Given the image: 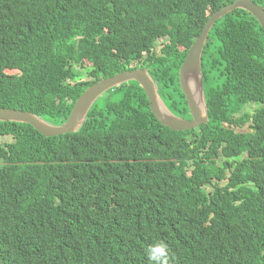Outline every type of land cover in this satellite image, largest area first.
Masks as SVG:
<instances>
[{
	"label": "trees",
	"instance_id": "obj_1",
	"mask_svg": "<svg viewBox=\"0 0 264 264\" xmlns=\"http://www.w3.org/2000/svg\"><path fill=\"white\" fill-rule=\"evenodd\" d=\"M233 1L0 0V107L62 124L87 87L145 67L190 118L179 68ZM201 66L209 120L193 129L158 122L132 80L75 132L0 121V264H154L158 244L161 264H264L263 27L225 14Z\"/></svg>",
	"mask_w": 264,
	"mask_h": 264
},
{
	"label": "water",
	"instance_id": "obj_2",
	"mask_svg": "<svg viewBox=\"0 0 264 264\" xmlns=\"http://www.w3.org/2000/svg\"><path fill=\"white\" fill-rule=\"evenodd\" d=\"M236 8L249 10L264 28V9L252 0H235L209 15L200 34L189 47L188 53L179 68V85L185 96L190 118L173 113L158 93L157 84L147 68L138 67L117 72L87 87L74 102L68 118L62 124L50 123L41 116L29 111L3 107H0V121L28 123L45 136H60L75 132L82 126L90 108L100 96L110 89L132 80L138 82L143 88L151 112L163 126L181 131L206 124L209 118L201 66L203 49L214 23Z\"/></svg>",
	"mask_w": 264,
	"mask_h": 264
},
{
	"label": "rangeland",
	"instance_id": "obj_3",
	"mask_svg": "<svg viewBox=\"0 0 264 264\" xmlns=\"http://www.w3.org/2000/svg\"><path fill=\"white\" fill-rule=\"evenodd\" d=\"M163 14L165 13V11L162 12ZM163 45V42L161 39H158L157 42H156V47H155V50H159ZM186 46V42H183V43H180L178 45L179 49H183L185 48ZM86 64H90V63H86ZM79 68V67H78ZM85 67L83 69L80 68V70L84 71ZM109 91H107L106 93H104L102 96H100L99 98H102V97H105L107 94H108ZM256 108V105H253V106H245L243 108V111H254ZM236 131H245V132H250L251 129L249 127V123H246L245 125H243L242 127H239V128H236L235 129ZM10 140V137L9 136H0V142L3 143L5 141H8Z\"/></svg>",
	"mask_w": 264,
	"mask_h": 264
},
{
	"label": "clouds",
	"instance_id": "obj_4",
	"mask_svg": "<svg viewBox=\"0 0 264 264\" xmlns=\"http://www.w3.org/2000/svg\"><path fill=\"white\" fill-rule=\"evenodd\" d=\"M235 1V0H234ZM233 1V2H234ZM253 1V0H252ZM254 2V1H253ZM232 3V2H231ZM256 3V2H255ZM258 4V3H257ZM261 6V5H260ZM263 7V6H262ZM236 9H243V8H236ZM236 9H233V10H236ZM263 9H264V7H263ZM232 10V11H233ZM243 10H245V11H247V12H249L252 16H254L249 10H247V9H243ZM255 17V16H254ZM256 18V17H255ZM257 19V18H256ZM257 21H258V19H257ZM259 22V21H258ZM261 25V24H260ZM262 26V25H261ZM264 29V28H263ZM159 39H161L162 40V42H164V39L163 38H159ZM122 71H124V70H122ZM120 72V71H119ZM116 74V73H115ZM112 76V75H111ZM87 79V78H86ZM77 100V99H76ZM253 130H251V132H252ZM159 249V251H157ZM155 252L157 253V254H154V255H151L149 258L154 262V264H161V262L159 261V259H158V256L160 255V254H162V255H164V256H166L167 255V249H166V246H164L163 244H158L157 246H156V248H155Z\"/></svg>",
	"mask_w": 264,
	"mask_h": 264
},
{
	"label": "snow or ice",
	"instance_id": "obj_5",
	"mask_svg": "<svg viewBox=\"0 0 264 264\" xmlns=\"http://www.w3.org/2000/svg\"><path fill=\"white\" fill-rule=\"evenodd\" d=\"M157 251H159V249Z\"/></svg>",
	"mask_w": 264,
	"mask_h": 264
}]
</instances>
